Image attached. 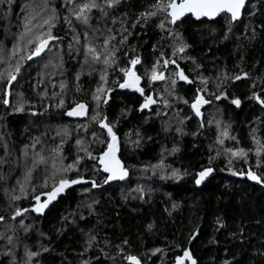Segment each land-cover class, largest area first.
Returning a JSON list of instances; mask_svg holds the SVG:
<instances>
[{"label": "trees", "instance_id": "obj_1", "mask_svg": "<svg viewBox=\"0 0 264 264\" xmlns=\"http://www.w3.org/2000/svg\"><path fill=\"white\" fill-rule=\"evenodd\" d=\"M43 3L44 0H12L10 5H0V159L5 161L0 163V176L4 177L0 180V216L4 217L0 222V233L6 229L7 235H13L14 240L21 242L13 248L18 260L24 257L23 245L26 244L30 250H37L41 245L50 249L34 258L39 264H81L82 260L88 264H130L123 259L124 254L137 255L142 264H173L184 248L190 250L198 264H223L224 260L231 264H264V256L260 255L264 252V185L248 180L246 175L232 174V171L246 173V167H251L253 160L257 162L258 158L253 154L245 164L233 158L229 165V157L223 151L228 147L252 149L253 135L264 143V108L249 99L253 91L264 98V28L261 27L264 25V0L247 1L241 19L232 24L227 40L222 39L227 25L221 17L211 22H195L191 17H185L174 26H168L180 32L190 45L183 54L190 59H178V63L189 78L195 80L192 85L178 81L172 96L165 93L168 87L165 81L150 85L144 77L145 69L151 67L161 52L165 53V58H174L171 40L157 26L158 18L150 19L143 27L139 24L134 29L130 27L131 19L152 0H125L115 15L119 17L127 13L132 35L117 53L119 63L128 66L130 58L139 57L141 64L136 68L142 76L141 87L158 101L149 109L139 110L143 98L139 93L120 89L113 82H122V73L109 71L108 86L113 91L108 94V104L101 105V115L116 124L118 157L128 169V180L103 184L105 175L98 170L95 161L85 158L79 166L80 174L86 181L95 180L100 187L84 192V188H91L90 184L71 186L40 215L31 211L35 203L31 194L19 201L10 199L13 188L18 194V181H25L34 153L40 152L48 157L50 150L64 138L66 142L62 150L67 164L77 154V138L85 141L97 156L106 148V144L100 141L107 138L106 131L92 122L96 107L92 95L100 83V73H83L79 81L76 80V73L80 70L78 61L83 58V52L81 50L77 56L75 47L80 45H75L69 55V43H74L73 32L62 19L52 28L53 35L60 39L49 41L44 52L27 59L35 47V43L27 44V39L47 31V26L33 27V32L23 40L20 34L24 31L28 9L34 8L41 13L33 24L42 23L48 14L41 10ZM62 3L63 0H50V6ZM254 4L256 14L250 16L248 13ZM59 10L61 16L66 14L64 8ZM115 27L119 28V24ZM17 63L19 72H15ZM173 67L169 66L166 77ZM9 72L16 76L11 85L7 84ZM242 72H247L248 77L242 76L235 81L223 79L225 74L231 78ZM200 76L208 78L206 86L200 85ZM217 77H220L219 81ZM62 82L64 89L60 87ZM198 86L206 88L200 94L210 101L202 107L199 118L190 108ZM5 91L8 92L7 106L3 104ZM220 91L229 98L222 97L217 101L207 95V92ZM21 96L27 101L24 110L14 111ZM162 96L169 101L167 109L160 102ZM232 98L241 100L240 107L231 103ZM61 99L64 100L62 106L59 104ZM185 100L189 103H184ZM78 102L87 105L85 118L67 116L66 111ZM157 109L166 114L157 116ZM216 116L222 127L229 126V135L235 140L226 138L222 146L216 143L217 131L210 124L211 117ZM184 117L188 119L180 124L179 120ZM162 121H169L170 125ZM80 125L88 127L85 130ZM176 127H181L182 133H178ZM64 128L68 129L67 137H63ZM137 130L140 133L138 146L128 142L137 139ZM93 131L98 139L92 136ZM126 133L129 136L126 137ZM36 140L39 143L33 148ZM173 148L177 151L173 152ZM218 150L220 155H217ZM260 160L258 172L264 168V154ZM161 163L163 173L179 169L181 173L186 171L187 175L180 179H161L151 168ZM205 167H212L214 176L197 188L195 174ZM229 167L232 171L228 170ZM44 175L45 165H39L33 171L31 183L36 185L37 193L51 189V180L47 188L41 187ZM68 175L75 177L76 172ZM141 188L144 190L142 199L137 191ZM45 198L41 197L42 200ZM93 199L98 203L93 205L94 213L89 215L86 205ZM16 208L28 211L13 221L11 216ZM81 214L84 219H80ZM217 218L224 227H219ZM21 219L31 225L27 233L19 224ZM148 225H152L151 229ZM89 230L90 234L96 235V240L90 249L84 251ZM193 231L198 235L189 244L188 238ZM124 239L129 241L128 245H122ZM177 244L179 248L175 247ZM117 245L123 247V253H118ZM3 246L0 243V264H9L10 257L3 254ZM155 248L162 251L153 254ZM81 252L83 256L79 255Z\"/></svg>", "mask_w": 264, "mask_h": 264}, {"label": "snow or ice", "instance_id": "obj_2", "mask_svg": "<svg viewBox=\"0 0 264 264\" xmlns=\"http://www.w3.org/2000/svg\"><path fill=\"white\" fill-rule=\"evenodd\" d=\"M12 0H0V5L5 3L11 4ZM125 0H63V3L59 6L51 5L50 0H44L42 5V11L47 12L48 14L42 19V23L39 25H34L33 21L36 20V17L40 15V12H30L25 18L24 31L20 34V39L28 37L30 33L33 32V27L47 26V31L35 34L33 38L27 39V44L35 43V47L31 50L30 55L27 59H32L34 56H39L49 45V41H54L60 39L53 35L52 28L56 26L58 22L63 21L65 25L68 26V29L73 32V42L69 43V55L72 54L75 45H80V47H75L77 56H79L81 50L83 52V58L79 60L80 70L76 73V80L79 81L80 75L83 73L92 74L93 72L99 71V80L100 83L97 85L92 99L95 102L96 107L93 109L94 115L92 116V122L99 125V127L106 131L107 138L101 140L100 143H105L106 148L100 152V154L93 155L92 150L88 147V144L80 138H77L75 145L77 146V154L71 163L65 164V156L63 155L62 146L66 142L64 138L61 139L60 144L56 147H53L50 150V155L45 157L40 152H36L33 155L32 166L29 167L25 173V181L19 184L18 194L17 189L13 188L10 196L11 201H19L21 198H27L31 194L32 199L35 201L31 207V211L37 214H43L45 209L48 208L49 204L56 200L57 197L64 193L66 189L74 185H79L83 183H88L91 185V188H84V192H89L91 189L100 187L95 180L86 181L84 177L80 174V164L85 158L95 161L98 165V170H102L106 174L103 184H108L110 181H123L128 176V169L122 164L121 158L118 157L117 153L119 151V143L117 132L115 131L116 124L112 121H109L107 116L101 115V105H107L109 96L108 94L113 91L111 87L108 86V74L109 71L118 70L122 73V82H116L117 86L120 89H129L143 98L142 103L139 104V110L143 111L149 109L150 106L157 104L158 101L150 94H146L143 87H141L142 76L138 74L137 65L141 64L139 57H132L128 61V66H121L119 63V56L117 53L120 51V48L127 41L128 36L132 35V32L129 30V18L127 13H122L119 17L115 15L116 10L124 3ZM247 0H152V3L148 5L143 11L139 12L134 18L130 21V27L135 28L138 24L143 27L148 23L152 18H158L157 26L163 30L167 37L171 40L170 47L172 49V57L174 58H165V53L161 52L160 56L152 63L150 68H146L144 72V77L147 78L148 83L151 85L155 81H165L168 87L165 88V93L168 96L175 94V89L178 81H182L185 84L192 85L195 83L194 79H190L186 74L185 69H183L178 63V59H190L186 55V49L190 46L186 41H184L182 34L175 30L174 27H168L169 25L174 26L177 21L181 18L190 15L196 20L201 18H207L209 20H214L217 17L225 19L227 25V31L223 34L222 39H229V32L232 31V24L241 19L242 9L246 8ZM60 8L66 10V14L61 16ZM250 16L256 14V5H252V11L248 13ZM95 21V23H93ZM119 24V28L115 27ZM264 28V25H261ZM79 28V32L77 29ZM81 36L83 37V43L81 44ZM119 36V40H117ZM99 41V43H97ZM16 54V49L13 50V55ZM61 57V61H62ZM194 62V61H193ZM96 65L101 67L97 68ZM174 66L168 77L165 76V72L169 70V66ZM63 66L62 63L60 65ZM197 68L200 65H196ZM20 66L19 63L15 66V72H19ZM243 77H248L247 72H242L240 75H235L233 77H228L226 74L223 79L227 81L228 79L240 80ZM16 79V76L13 72L7 74V84L11 85L12 82ZM264 79V78H262ZM217 80H220V77H217ZM200 85L206 86L208 84V78L204 76L199 77ZM61 89L65 88V84L62 82L60 84ZM219 87V83L217 84ZM255 87V82L253 83ZM77 90H79V85H77ZM206 91L205 87L198 86L193 98L190 103L191 110L195 113L196 117L201 116V107L205 104L210 103L201 92ZM264 91V89H262ZM211 95L215 97L216 100H220L222 97L228 99L224 91H220L218 94L212 92ZM8 92L5 91L3 104L7 106L9 100L7 99ZM249 99L256 101L262 108H264V98H261L257 92L253 91ZM27 101L21 96L17 102V106L14 107V111L20 112L24 110V104ZM164 109L169 107V101L164 96L161 97V101ZM184 103H189L188 100H185ZM231 103L236 107H240L241 100L239 98H232ZM59 104L62 106L64 100L61 99ZM87 112V105L85 103H76L73 107H70L66 111V115L69 117H82L85 116ZM162 110L157 109L156 115L160 116ZM35 115V113H33ZM188 117L181 118L179 120L180 124L184 123V120ZM165 125H170L169 121H162ZM203 127V124L200 125ZM80 127L87 129V125H80ZM217 127L219 128V122H217ZM165 130H168L166 127ZM178 133H182L183 129L181 127H176L175 129ZM63 137L68 136V129L64 128ZM255 132V129H253ZM60 133H58L59 135ZM137 139L134 141H128L134 145H139L140 143V133L137 130L135 133ZM126 137L129 136L128 133L125 134ZM196 135V133H193ZM92 136L96 137L95 131L92 132ZM230 138L235 140V137H230L229 135V126L225 125L219 132L217 136L216 143L218 145H223L224 140ZM253 140L256 144L255 156L257 159V168L261 166V156L264 154V143L258 140L255 135H253ZM98 139V138H97ZM36 143H39L36 140L32 147L35 148ZM28 146L25 145V148ZM173 152L177 151L176 148L172 149ZM224 153L229 157L228 164L231 165L233 158L243 157L245 161L248 159L249 152H252V149L245 150L244 148L233 149L231 147L224 148ZM83 153V155H80ZM27 155V152L24 153ZM217 155H220V151H217ZM211 157H209V163H211ZM3 159H0V163H4ZM50 164V168L48 167ZM39 165H45V175L44 182L41 185L43 188L48 187V181H52L51 189L46 192L37 193L36 185L31 183L33 171L38 168ZM95 167V166H94ZM153 174H156V169L159 168L163 173V163L159 165H152ZM232 171L231 167L228 169ZM76 172V176L72 177L68 175L69 173ZM213 172L212 167H205L195 174L194 181L197 186H199L210 173ZM233 175L247 176V179L254 181L256 184L264 185V168L261 171L248 170L244 172H235L232 171ZM182 175H187V172L181 173L179 169H172L169 173H163L161 179L165 178H174L180 179ZM4 179L3 176H0V180ZM31 189V192H29ZM140 192V198H143L144 190L138 189ZM46 197L41 199V197ZM98 203L93 199L90 203L86 205L88 214L91 215L94 213L93 205ZM175 208L176 205H173ZM28 209L16 208L14 214L11 216V220L15 221L17 217H21L23 212H27ZM171 214V213H169ZM67 219V218H65ZM80 219H84V215H80ZM4 221V217L0 216V222ZM216 223L219 227H224V224L217 218ZM19 224L23 231L27 233L31 225H26L24 220L21 219ZM151 229L152 225H148ZM218 230V229H217ZM15 232V228L12 229ZM86 233L87 240L85 241L86 247L84 251H87L93 246V242L96 240L95 234ZM242 234V230H241ZM198 235L197 231H193L189 235L188 243L191 244L192 240ZM235 235V234H234ZM0 240L6 241L4 255L10 257L9 264H39V261H35L34 258L41 255L42 252H49L50 249L47 246L41 245L37 250H30L28 245H23L24 257L19 259L16 257L13 248L19 245L21 242L19 240L14 241L13 235H7L6 233H0ZM129 241L124 239L122 245H128ZM118 253H123L124 249L121 245L116 246ZM179 248V245H175ZM153 254L159 253L162 251L161 248H155L152 250ZM182 255H177L175 257V264H185V261L188 264H198V261L193 257L192 253L188 248L182 250ZM83 256V252L79 253ZM261 256H264V252H260ZM114 259V258H113ZM123 259L130 262V264H142L141 260L134 254H124ZM81 264H88V261L82 260ZM223 264H231L229 260H224Z\"/></svg>", "mask_w": 264, "mask_h": 264}, {"label": "rangeland", "instance_id": "obj_3", "mask_svg": "<svg viewBox=\"0 0 264 264\" xmlns=\"http://www.w3.org/2000/svg\"><path fill=\"white\" fill-rule=\"evenodd\" d=\"M34 9V8H33ZM31 10V9H28L29 10V12L28 13H30V12H36V10ZM24 17H25V15H24ZM165 76H167V73H166V75ZM156 82V85H160V81H155ZM162 83H163V81H161ZM126 90H129V89H126ZM129 91H132V90H129ZM134 92V91H133ZM208 94V96L210 97V98H212V96L213 95H211V93L212 92H207ZM217 93V92H216ZM218 94V93H217ZM202 95V94H201ZM213 98L215 99V97L213 96ZM222 99V98H221ZM220 99V100H221ZM216 100V99H215ZM218 101V100H217ZM203 107V106H202ZM202 107H201V109H202ZM199 118V117H198ZM211 120H212V122L210 123L214 128H215V131H217V136L219 135V132H220V130L223 128L220 124H219V128L217 127V122H219V118H217V116L216 117H214L213 119H212V117H211ZM217 136H216V138H217ZM253 146H254V148H253ZM255 148H256V144L255 143H253V145H252V152H250L249 153V155H248V157L249 156H251V155H253L254 154V152H255ZM255 155V154H254ZM256 157V156H255ZM234 159H237V158H234ZM237 160H239V161H241L243 164H245V162H248V161H245V159L243 158V157H241V158H238ZM251 165V164H250ZM252 167V168H251ZM247 166L246 168H247V170H250V169H252V170H256L257 171V162L256 161H254L253 160V165L252 166ZM157 173H159V176H160V178H161V170L158 168V170L156 171ZM51 185H52V181H51ZM5 230L6 229H4V232L3 233H5ZM15 241V240H14ZM3 242V243H2ZM0 243L2 244V245H6V241H4V240H0ZM5 243V244H4ZM5 250V246H3V251ZM21 255V254H20Z\"/></svg>", "mask_w": 264, "mask_h": 264}, {"label": "water", "instance_id": "obj_4", "mask_svg": "<svg viewBox=\"0 0 264 264\" xmlns=\"http://www.w3.org/2000/svg\"><path fill=\"white\" fill-rule=\"evenodd\" d=\"M248 1V0H247ZM243 10L244 9H242V13H243ZM185 17H191L190 15H187V16H185ZM185 17H183V18H181V20L182 19H184ZM195 22H201V21H203V20H205V21H208V22H211V21H215L217 18H215L214 20H209V19H207V18H201L200 20H196L195 18H193V17H191ZM180 21V20H179ZM239 21V20H238ZM80 118H85V116H82V117H80ZM117 155H118V153H117ZM123 164V163H122ZM102 173H103V171L102 170H100ZM105 176H106V174L105 173H103ZM214 176V172H212V173H210L209 174V176L208 177H206L205 178V180L204 181H202V183L199 185V186H197L196 184H195V186L197 187V188H201L202 186H203V184H205L209 179H211L212 177ZM128 177H129V173H128V176L125 178V180H123V181H110L108 184H111V183H115V182H124V181H126V180H128ZM52 202H54V201H52ZM51 202V203H52ZM50 203V204H51ZM49 204V205H50ZM47 209V208H46ZM45 209V210H46ZM41 215V214H40ZM183 254V253H182ZM130 263V262H129ZM173 264H175V260H174V263ZM185 264H188V262L187 261H185Z\"/></svg>", "mask_w": 264, "mask_h": 264}, {"label": "flooded vegetation", "instance_id": "obj_5", "mask_svg": "<svg viewBox=\"0 0 264 264\" xmlns=\"http://www.w3.org/2000/svg\"><path fill=\"white\" fill-rule=\"evenodd\" d=\"M206 105V104H205ZM204 106V105H203Z\"/></svg>", "mask_w": 264, "mask_h": 264}]
</instances>
